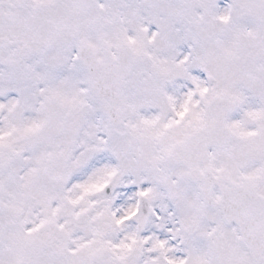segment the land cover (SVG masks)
Here are the masks:
<instances>
[{
    "label": "snow or ice",
    "instance_id": "1",
    "mask_svg": "<svg viewBox=\"0 0 264 264\" xmlns=\"http://www.w3.org/2000/svg\"><path fill=\"white\" fill-rule=\"evenodd\" d=\"M0 264H264V0H0Z\"/></svg>",
    "mask_w": 264,
    "mask_h": 264
}]
</instances>
